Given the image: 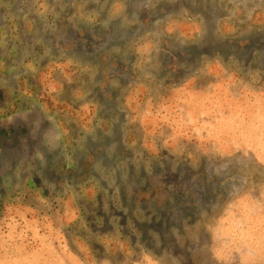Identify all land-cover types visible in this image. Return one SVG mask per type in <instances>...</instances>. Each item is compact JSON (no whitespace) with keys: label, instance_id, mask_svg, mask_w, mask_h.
<instances>
[{"label":"rangeland","instance_id":"374dc122","mask_svg":"<svg viewBox=\"0 0 264 264\" xmlns=\"http://www.w3.org/2000/svg\"><path fill=\"white\" fill-rule=\"evenodd\" d=\"M0 130V264H264V0H0Z\"/></svg>","mask_w":264,"mask_h":264},{"label":"flooded vegetation","instance_id":"af4514ba","mask_svg":"<svg viewBox=\"0 0 264 264\" xmlns=\"http://www.w3.org/2000/svg\"><path fill=\"white\" fill-rule=\"evenodd\" d=\"M17 128H18V127L15 126V129H13V131H14L15 134H17V136H18V135H19V132L17 131ZM0 131H1V130H0ZM3 131H4V130H3ZM3 131H1V132L3 133ZM4 132L6 133V130H5ZM17 136H15V137L13 138L14 142H15V140L17 139ZM4 138H5V137H4ZM4 142H5V143L3 144V146H4V148H7L8 145H7L6 139L4 140ZM14 142H13V143H14ZM14 144H15V143H14ZM11 145H12V144H11ZM15 147L18 148L17 145H16Z\"/></svg>","mask_w":264,"mask_h":264}]
</instances>
